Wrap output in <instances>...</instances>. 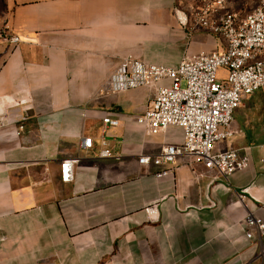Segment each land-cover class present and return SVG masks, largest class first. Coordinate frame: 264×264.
<instances>
[{"label": "crops", "instance_id": "0c3cea01", "mask_svg": "<svg viewBox=\"0 0 264 264\" xmlns=\"http://www.w3.org/2000/svg\"><path fill=\"white\" fill-rule=\"evenodd\" d=\"M258 2L229 0L228 11L245 17ZM183 5L0 0V31L21 41L0 37V264H264L245 223L249 213L264 223V90L244 99L235 135L217 145L251 162L225 180L187 156L157 179L160 168L139 158L183 146V130L149 135L137 124L153 89L104 88L125 58L177 67L225 50L221 38L179 24ZM105 149L110 158L99 157ZM64 160H78L68 184Z\"/></svg>", "mask_w": 264, "mask_h": 264}, {"label": "built area", "instance_id": "2783aa9c", "mask_svg": "<svg viewBox=\"0 0 264 264\" xmlns=\"http://www.w3.org/2000/svg\"><path fill=\"white\" fill-rule=\"evenodd\" d=\"M229 0H182L176 17L184 28L203 30L225 42L223 52L185 56L177 67L149 64L134 58H125L113 72L104 87L107 92L120 93L138 88L154 90L153 99L136 122L149 135L165 132L170 127L181 128L184 144L166 146L156 156H141L143 166L160 168L155 175L163 179L173 173L176 162L183 156L217 172L227 180L233 173L250 167L248 156L239 151H219L217 145L230 140L234 114L244 99L264 90V0L245 17L228 11ZM0 37L11 45L20 38L11 35L7 28ZM225 70V78L219 77ZM104 127L117 128L119 122L103 119ZM92 138H84L82 148L92 150ZM109 150L100 158H110ZM78 160H64L60 166V179L64 184L73 182ZM239 199L244 202L245 194ZM150 216L155 209H147ZM246 236L252 240L255 231L261 241L264 258V223L252 213L245 217Z\"/></svg>", "mask_w": 264, "mask_h": 264}]
</instances>
